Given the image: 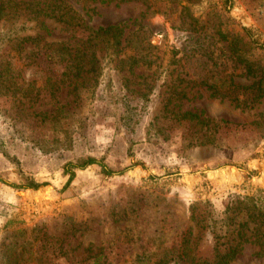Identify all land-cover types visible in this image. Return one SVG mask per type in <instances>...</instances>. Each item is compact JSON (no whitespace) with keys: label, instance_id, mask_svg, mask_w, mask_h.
Wrapping results in <instances>:
<instances>
[{"label":"rangeland","instance_id":"1","mask_svg":"<svg viewBox=\"0 0 264 264\" xmlns=\"http://www.w3.org/2000/svg\"><path fill=\"white\" fill-rule=\"evenodd\" d=\"M25 1L0 17V264H211L191 206L264 192V0H62L73 26Z\"/></svg>","mask_w":264,"mask_h":264},{"label":"trees","instance_id":"2","mask_svg":"<svg viewBox=\"0 0 264 264\" xmlns=\"http://www.w3.org/2000/svg\"><path fill=\"white\" fill-rule=\"evenodd\" d=\"M25 3L30 11L52 16L66 26L78 23H75L76 14L62 0H27ZM9 4L10 0L0 4V17ZM233 13L240 16L237 10H234ZM242 22H245L244 18H242ZM118 25H109L104 29L98 27L94 30V34L100 36L101 31L104 34L112 33V36L115 37L116 33L114 32L118 30ZM251 41L260 48H264L263 43H258L254 39ZM231 43L233 42L231 41ZM248 69L251 71L250 66ZM255 86L256 91H262L259 95H264L262 78ZM182 118L192 122L197 121L198 116L192 112H186ZM92 162L93 160H88V163ZM205 204L208 205V203ZM190 210V217L195 225L208 231L215 240L211 264H229L245 249L247 244L257 246L258 250L254 254L264 260V192L262 190H258L250 196L238 195L234 199H228L222 213L215 217L209 209L197 208V204L192 205Z\"/></svg>","mask_w":264,"mask_h":264},{"label":"water","instance_id":"3","mask_svg":"<svg viewBox=\"0 0 264 264\" xmlns=\"http://www.w3.org/2000/svg\"><path fill=\"white\" fill-rule=\"evenodd\" d=\"M224 169L227 170V172L221 173L220 171H223ZM230 169H233L234 173L232 174V171H230ZM213 171V175L215 177H217V180H220L221 178L219 176H217L218 174L222 177L224 176V178H222V180H226V181H230L238 186H242V185H247V186H251L254 185L256 183V181H253L255 178L258 179L259 177H252V176H248V173L245 170L236 168V167H228V168H221V169H216V170H212ZM219 171V172H218ZM264 172V169L262 170ZM261 171V172H262ZM211 171H208L206 173V176H201L200 173H196V174H192V175H187V179L188 181H191L192 183L198 182L201 179H205V180H214L215 178L212 179V176L209 174ZM204 177V178H203ZM219 177V178H218Z\"/></svg>","mask_w":264,"mask_h":264}]
</instances>
